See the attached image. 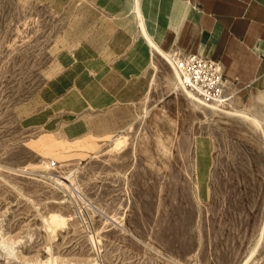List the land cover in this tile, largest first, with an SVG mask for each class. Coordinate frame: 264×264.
Here are the masks:
<instances>
[{
	"label": "rangeland",
	"instance_id": "374dc122",
	"mask_svg": "<svg viewBox=\"0 0 264 264\" xmlns=\"http://www.w3.org/2000/svg\"><path fill=\"white\" fill-rule=\"evenodd\" d=\"M83 18L0 0V264H264V130L160 83L95 116L56 109Z\"/></svg>",
	"mask_w": 264,
	"mask_h": 264
},
{
	"label": "crops",
	"instance_id": "0c3cea01",
	"mask_svg": "<svg viewBox=\"0 0 264 264\" xmlns=\"http://www.w3.org/2000/svg\"><path fill=\"white\" fill-rule=\"evenodd\" d=\"M33 1L86 23L84 38L54 62L48 84L56 109L95 116L116 103L139 102L158 83L169 89L175 77L163 52L200 53L223 65L228 107L259 118L264 130V0ZM78 124L75 133L85 130ZM201 152L198 179L206 180Z\"/></svg>",
	"mask_w": 264,
	"mask_h": 264
},
{
	"label": "built area",
	"instance_id": "2783aa9c",
	"mask_svg": "<svg viewBox=\"0 0 264 264\" xmlns=\"http://www.w3.org/2000/svg\"><path fill=\"white\" fill-rule=\"evenodd\" d=\"M169 57L183 85L194 94L197 101L214 107L228 106L232 94L227 91L228 80L219 60L200 53L181 56L173 52Z\"/></svg>",
	"mask_w": 264,
	"mask_h": 264
},
{
	"label": "bare ground",
	"instance_id": "6f19581e",
	"mask_svg": "<svg viewBox=\"0 0 264 264\" xmlns=\"http://www.w3.org/2000/svg\"><path fill=\"white\" fill-rule=\"evenodd\" d=\"M144 32V31H143ZM148 38V37H147ZM151 42V41H150ZM151 44V43H150ZM152 45H153V43H152ZM154 46V45H153ZM155 48H156V46H155ZM157 50H158V48H157ZM160 52H161V50H160ZM165 56V58H167V60H169L170 62H172V60H171V58L169 57V54H167V53H164L163 52V54H162V56ZM169 62V63H170ZM171 64V63H170ZM174 65V64H173ZM172 65V66H173ZM174 70H175V77H174V79L172 80V81H169L168 83H167V87L169 88V89H171V90H173V91H178V90H181L187 97H188V99L190 100V102H192L193 103V105L195 106V107H198V108H200V107H206V108H208V109H211V110H213L214 112H216V113H221V114H228V115H235V116H239L240 118H244V119H246V120H249V121H251L253 124H254V126H256V128H258V129H260V130H263V125H262V121L259 119V118H257V117H255V116H251V115H249L248 113H246V112H244L243 110H240V109H238V108H235L234 106H232V107H214V106H209V105H203V104H201L199 101H197V99H196V97L194 96V94L189 90V89H187L184 85H183V80L180 78V75H179V72L177 71V69H175L174 68ZM120 135V134H119ZM124 138H123V135H122V137L121 136H119L118 138H117V141H116V146H117V148L118 147H120V146H122L123 145V143H124ZM62 180H65L64 178L62 179ZM59 181V180H58ZM68 181V180H67ZM57 182V181H56ZM61 182L59 181V183L57 182V184H60ZM62 184H64V186L67 188V189H69L70 191H72L73 192V190L75 189L74 187L72 188L69 184H68V182H62ZM78 186V185H77ZM198 190V189H197ZM200 192V191H199ZM81 197V196H80ZM83 197V196H82ZM84 201V200H83ZM65 222V218L61 215V214H58V213H54L51 217H50V224H57V225H59V224H61V223H64ZM264 232V222H263V226H262V228H261V232H260V234H262ZM93 237H94V235H93ZM259 237H260V235H259ZM262 237V236H261ZM263 239V238H262ZM99 240V239H98ZM259 240V239H258ZM94 241V240H93ZM260 242V241H259ZM258 243V242H257ZM262 243V242H261ZM254 250V249H253ZM252 250V251H253ZM256 251V250H255ZM255 251H253L254 253H255ZM252 252V253H253ZM252 253H251V255H252ZM250 257L251 256H249V257H247V259L245 260V262H243V264H247L248 263V261L250 260ZM97 263V262H96ZM99 264H101V263H99Z\"/></svg>",
	"mask_w": 264,
	"mask_h": 264
}]
</instances>
